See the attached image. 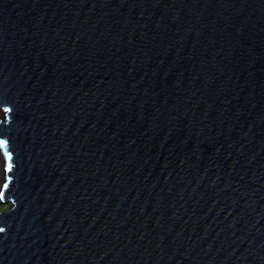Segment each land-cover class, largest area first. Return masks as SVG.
<instances>
[{
  "label": "water",
  "instance_id": "water-1",
  "mask_svg": "<svg viewBox=\"0 0 264 264\" xmlns=\"http://www.w3.org/2000/svg\"><path fill=\"white\" fill-rule=\"evenodd\" d=\"M0 264H264V0H0Z\"/></svg>",
  "mask_w": 264,
  "mask_h": 264
},
{
  "label": "rangeland",
  "instance_id": "rangeland-1",
  "mask_svg": "<svg viewBox=\"0 0 264 264\" xmlns=\"http://www.w3.org/2000/svg\"><path fill=\"white\" fill-rule=\"evenodd\" d=\"M2 117H3V115H2V112L0 111V118H2ZM1 176H2V172H1V168H0V180H1ZM6 209H7V207H3L0 205V212L4 211Z\"/></svg>",
  "mask_w": 264,
  "mask_h": 264
},
{
  "label": "trees",
  "instance_id": "trees-1",
  "mask_svg": "<svg viewBox=\"0 0 264 264\" xmlns=\"http://www.w3.org/2000/svg\"><path fill=\"white\" fill-rule=\"evenodd\" d=\"M3 207H5V206H3Z\"/></svg>",
  "mask_w": 264,
  "mask_h": 264
}]
</instances>
